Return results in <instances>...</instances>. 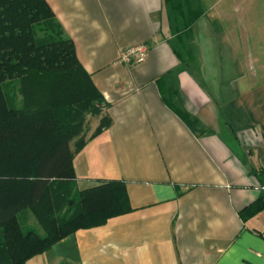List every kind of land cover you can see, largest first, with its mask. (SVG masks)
Returning a JSON list of instances; mask_svg holds the SVG:
<instances>
[{
  "label": "crops",
  "instance_id": "crops-1",
  "mask_svg": "<svg viewBox=\"0 0 264 264\" xmlns=\"http://www.w3.org/2000/svg\"><path fill=\"white\" fill-rule=\"evenodd\" d=\"M45 1L112 121L74 156L75 186L122 182L131 210L26 264H264V212L240 217L264 167V82L250 74L248 37L255 0H190L198 76L171 47L174 0ZM140 44L143 63L119 62Z\"/></svg>",
  "mask_w": 264,
  "mask_h": 264
},
{
  "label": "trees",
  "instance_id": "trees-1",
  "mask_svg": "<svg viewBox=\"0 0 264 264\" xmlns=\"http://www.w3.org/2000/svg\"><path fill=\"white\" fill-rule=\"evenodd\" d=\"M187 1L182 21L191 34L199 16ZM190 44L182 54L171 47L180 67L198 76ZM107 107L47 2L0 0V264H26L78 230L130 212L122 182L75 186L73 158L111 127ZM88 117L98 120L89 137ZM253 174L261 192L240 211L244 221L264 212V167ZM24 211L43 235L24 231Z\"/></svg>",
  "mask_w": 264,
  "mask_h": 264
},
{
  "label": "rangeland",
  "instance_id": "rangeland-1",
  "mask_svg": "<svg viewBox=\"0 0 264 264\" xmlns=\"http://www.w3.org/2000/svg\"><path fill=\"white\" fill-rule=\"evenodd\" d=\"M185 0H174V13L172 15L171 26V41L179 52L185 53L190 39L188 29L184 27L183 17L187 10V6L182 3ZM264 2V1H263ZM262 0H255L252 5L250 17L248 20L249 26V43H250V74L259 80L264 82V3ZM192 5H190L191 7ZM192 8V7H191ZM88 125L86 127V135L89 136L93 132L95 125L98 123L97 118H87ZM264 215V214H263ZM32 213L24 211L19 216L20 223L24 228V231L31 229L41 234V227L37 224V221ZM33 220V221H31Z\"/></svg>",
  "mask_w": 264,
  "mask_h": 264
},
{
  "label": "built area",
  "instance_id": "built-area-1",
  "mask_svg": "<svg viewBox=\"0 0 264 264\" xmlns=\"http://www.w3.org/2000/svg\"><path fill=\"white\" fill-rule=\"evenodd\" d=\"M148 54V47L144 44L136 45L123 50L119 56V62L124 65H136L145 61ZM264 237V232L262 233Z\"/></svg>",
  "mask_w": 264,
  "mask_h": 264
}]
</instances>
